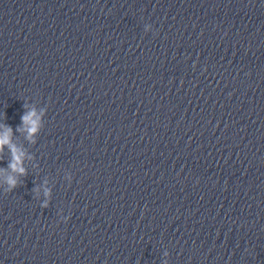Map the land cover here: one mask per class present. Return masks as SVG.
<instances>
[{
  "label": "clouds",
  "instance_id": "obj_1",
  "mask_svg": "<svg viewBox=\"0 0 264 264\" xmlns=\"http://www.w3.org/2000/svg\"><path fill=\"white\" fill-rule=\"evenodd\" d=\"M147 26H151L147 24ZM152 27V26H151ZM24 112L21 116V123L15 128V132L12 126L7 123H0V160L4 159L5 152L8 153L7 167H0V189L5 194L12 193L15 189L23 184V177L28 175V169L25 167L26 160H32L33 157L26 151L24 145L17 144L14 140V133H23L24 139L28 144L35 145L37 138L45 127L44 118L46 116L47 109L41 107L39 110L36 108L35 103H29L25 101L22 105ZM6 120V114H5ZM33 199H36L40 195V187H36L33 190ZM43 195L46 198L40 203L41 208H47L49 206L50 189L43 188ZM70 216H61V220L67 223ZM168 255V252H165ZM167 264V262H165Z\"/></svg>",
  "mask_w": 264,
  "mask_h": 264
}]
</instances>
